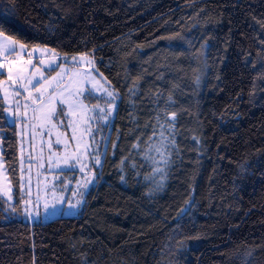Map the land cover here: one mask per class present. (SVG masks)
I'll use <instances>...</instances> for the list:
<instances>
[{
    "label": "trees",
    "instance_id": "obj_1",
    "mask_svg": "<svg viewBox=\"0 0 264 264\" xmlns=\"http://www.w3.org/2000/svg\"><path fill=\"white\" fill-rule=\"evenodd\" d=\"M0 30L27 48L92 56L120 94L80 214L43 223L0 209V264H264V0H0ZM170 94L179 155L153 191L132 145ZM0 129L19 200L17 130Z\"/></svg>",
    "mask_w": 264,
    "mask_h": 264
},
{
    "label": "snow or ice",
    "instance_id": "obj_2",
    "mask_svg": "<svg viewBox=\"0 0 264 264\" xmlns=\"http://www.w3.org/2000/svg\"><path fill=\"white\" fill-rule=\"evenodd\" d=\"M26 50L25 43L0 30V70H3L0 71V76H3L4 72L7 73L5 78L0 79V120H5L9 126L20 129L16 134L21 137V164L24 163L23 138L27 137L32 149L39 140L41 155L44 147H47L50 165H54L55 168H60L61 163L70 168L78 166L82 174L72 188H69L71 181H62L60 185L44 183L43 188L37 187L35 197L32 196L30 183L27 190L24 183H20L21 195L16 203H22L25 218L35 222L50 214L76 211L86 202L90 186L98 179L97 169L103 164L102 154L96 145V135L104 128L110 127L120 94L111 82L98 72L93 60L83 54L79 59L76 56L71 57L70 67L66 57L63 63H57L58 54L55 50L42 49L38 46L31 51ZM37 51L42 57L47 58H40L38 63H34L33 53ZM51 72L56 74L53 76ZM195 82L199 85L200 78L197 77ZM128 93L131 111H134L135 105L131 97L136 95V87H130ZM159 99L157 96V103ZM93 100L95 103H91ZM173 103L170 94L167 102L156 109L155 124L151 125L148 139L141 141L140 136L143 135L141 133L132 145L135 154L141 156L150 166L151 175L145 176L144 179H150L156 184L153 191L164 187L169 169L175 163L173 155H179L176 139L177 112L168 111ZM132 119L135 121L134 116ZM144 127L148 128L149 125L145 124ZM65 129H70L71 135H68ZM101 139L104 140L103 137ZM193 139L199 143L195 136ZM107 142H110V139ZM113 148L115 149L116 145H113ZM103 155L107 156L106 150ZM85 157L88 162H85ZM31 158L30 152L29 159ZM126 159L128 158L120 161L118 169L121 181L125 180ZM31 167L29 164V168ZM131 168L135 169L136 165L132 164ZM135 175L138 176L139 172H135ZM0 177L3 178L0 179V197H6L0 204V209L8 208L16 212L12 181L6 174L2 156ZM69 191L72 198L65 195ZM190 205L191 201L180 208L177 223L190 212Z\"/></svg>",
    "mask_w": 264,
    "mask_h": 264
},
{
    "label": "rangeland",
    "instance_id": "obj_3",
    "mask_svg": "<svg viewBox=\"0 0 264 264\" xmlns=\"http://www.w3.org/2000/svg\"><path fill=\"white\" fill-rule=\"evenodd\" d=\"M42 49H44V48H42ZM31 50H32V48H27L26 51H31ZM48 55H50V54H48ZM25 56H26V52H25ZM79 56L80 55L76 56L77 59H79ZM85 56L87 58L92 59L94 62V66H95V61H94L93 57L89 56V55H85ZM71 57H73V56H71ZM71 57H66L69 61L70 67L72 66ZM40 58H47V56L42 57L41 53L39 51L33 53L34 63H38V60ZM64 59H65V57H61L58 55L56 56L57 63H63ZM81 63H83V62H81ZM81 70H83V69H81ZM0 71H3V70H0ZM50 74L54 76L56 73L51 72ZM6 75H7V73L4 72V75H3L4 78L6 77ZM92 102H95V101H92ZM101 106H104V105L101 104ZM113 115H114V112H113ZM16 130H17V132L20 131V129L17 127H16ZM65 131H67L68 135H71L70 129H65ZM86 139H87V137H86ZM18 144H19L20 179H21V177H23V179L21 180V183H24L25 190H27V188L29 187V183H30L33 197H35L37 187L39 186L40 188H43L44 183H49V185L51 183H55L57 185H60L62 181L63 182L71 181V183L69 184V188H72V187H75V182L81 178L82 174L79 172L78 166L76 168H70V167L64 166L61 163L60 168H55L54 165H50L48 163V149H47V147L46 146L44 147L43 154L41 155V148H40L39 140H37L35 148L32 149L29 146V142H28L27 137L23 138V160H24V163L21 164V151L22 150H21V137L19 135H18ZM96 145H98L97 142H96ZM96 145H94V147H96ZM98 148H99V146H98ZM30 152H31V157H32L31 159H29ZM101 154H102L101 159L103 161V156H104L103 151H101ZM0 156H2L1 135H0ZM2 159H3V157H2ZM84 159H85V162H88L87 157H85ZM54 160H55V158H54ZM3 162H4V160H3ZM29 164L32 165L31 168H29ZM41 164L43 165V167H40ZM4 165H5V163H4ZM5 171H6V174L8 176L6 166H5ZM8 178H9V176H8ZM0 179H3V178L0 177ZM98 182H99V180L97 179V181L95 182V184L93 186L97 185ZM12 191L14 194L13 187H12ZM20 195H21V193H20ZM65 195L68 198H72L70 191L65 193ZM1 198L3 200H6V197H1ZM17 198L18 197L14 194L13 203H15V206H16ZM81 207L76 211L68 210L67 212H58L55 215L50 214L46 218L38 219L35 221L46 223V222H49V221L54 220V219L59 218V217H76L80 214ZM8 211H10V209ZM11 213L17 214L19 217L28 221V219L25 218V213L23 211V204L22 203H21V213H19L18 210H16V212L11 211ZM31 222H33V221H31Z\"/></svg>",
    "mask_w": 264,
    "mask_h": 264
}]
</instances>
